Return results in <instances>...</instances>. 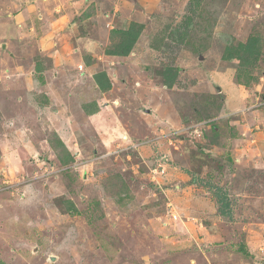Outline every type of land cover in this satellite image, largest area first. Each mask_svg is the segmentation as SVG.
Here are the masks:
<instances>
[{"label":"rangeland","instance_id":"374dc122","mask_svg":"<svg viewBox=\"0 0 264 264\" xmlns=\"http://www.w3.org/2000/svg\"><path fill=\"white\" fill-rule=\"evenodd\" d=\"M0 264H264V0H0Z\"/></svg>","mask_w":264,"mask_h":264},{"label":"trees","instance_id":"16d2710c","mask_svg":"<svg viewBox=\"0 0 264 264\" xmlns=\"http://www.w3.org/2000/svg\"><path fill=\"white\" fill-rule=\"evenodd\" d=\"M134 42H135V39H133L132 41L127 40L126 42H124L125 43L124 45H122V44L120 45V48H121L120 50H116L115 52H112L111 55L120 56V57L127 56L130 53ZM249 46H251V45H248V47ZM96 82H97L98 86L101 88H107L109 86L108 82L106 84H101L99 80H97Z\"/></svg>","mask_w":264,"mask_h":264}]
</instances>
